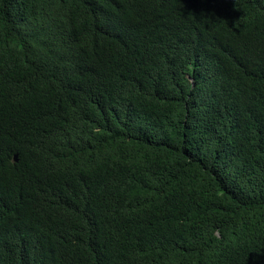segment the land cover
<instances>
[{"label": "trees", "instance_id": "trees-1", "mask_svg": "<svg viewBox=\"0 0 264 264\" xmlns=\"http://www.w3.org/2000/svg\"><path fill=\"white\" fill-rule=\"evenodd\" d=\"M0 264H264V0H0Z\"/></svg>", "mask_w": 264, "mask_h": 264}, {"label": "water", "instance_id": "water-1", "mask_svg": "<svg viewBox=\"0 0 264 264\" xmlns=\"http://www.w3.org/2000/svg\"><path fill=\"white\" fill-rule=\"evenodd\" d=\"M15 159L18 160L17 155L15 156Z\"/></svg>", "mask_w": 264, "mask_h": 264}]
</instances>
